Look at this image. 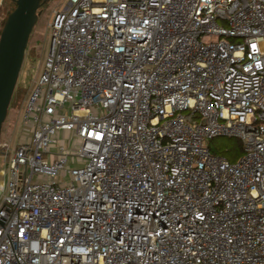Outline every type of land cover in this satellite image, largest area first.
<instances>
[{
    "label": "built area",
    "instance_id": "obj_1",
    "mask_svg": "<svg viewBox=\"0 0 264 264\" xmlns=\"http://www.w3.org/2000/svg\"><path fill=\"white\" fill-rule=\"evenodd\" d=\"M48 27L0 264H264V0H68Z\"/></svg>",
    "mask_w": 264,
    "mask_h": 264
},
{
    "label": "rangeland",
    "instance_id": "obj_2",
    "mask_svg": "<svg viewBox=\"0 0 264 264\" xmlns=\"http://www.w3.org/2000/svg\"><path fill=\"white\" fill-rule=\"evenodd\" d=\"M0 1V22L4 17L6 6ZM68 0H48L41 8L37 22L32 30L29 38L28 46L26 49L25 58L22 64V68L17 80L14 94V101L9 107L6 119L2 125L0 135V146L9 145L12 150L17 146V141L20 138V132L22 130L21 115L23 112L24 102L26 100L28 91L34 80L38 78L42 71L43 59L46 56L49 45V23L52 19V13L54 10H59L67 4ZM64 138L68 139L69 149H75L76 142L75 138L71 137L70 134H64ZM62 138V133L60 134ZM234 141L228 138H217L207 142V146L212 151H219L225 149H231ZM4 161L0 156V171L4 169ZM4 178L0 175V182Z\"/></svg>",
    "mask_w": 264,
    "mask_h": 264
},
{
    "label": "water",
    "instance_id": "obj_3",
    "mask_svg": "<svg viewBox=\"0 0 264 264\" xmlns=\"http://www.w3.org/2000/svg\"><path fill=\"white\" fill-rule=\"evenodd\" d=\"M0 32V134L19 78L40 0H14Z\"/></svg>",
    "mask_w": 264,
    "mask_h": 264
},
{
    "label": "trees",
    "instance_id": "obj_4",
    "mask_svg": "<svg viewBox=\"0 0 264 264\" xmlns=\"http://www.w3.org/2000/svg\"><path fill=\"white\" fill-rule=\"evenodd\" d=\"M48 0H40V4H41V7L38 11V13L40 12L41 8L43 7V5L47 2ZM3 4H5L6 6V11H5V14H4V17L3 19L1 20L0 22V32H1V29L4 25V22L6 20V17L13 11V9L15 8V3H14V0H3L2 2ZM28 51V49H27ZM14 98H15V95L12 96V99H11V102H10V106L12 105L13 101H14ZM1 135V134H0ZM214 139H217V138H214ZM214 139H211V140H214ZM229 140H233L234 143L233 144V147L231 149H225V150H219L218 152L217 151H212L209 147L208 149L211 151V153L213 154H217V155H220L222 157H225L229 162L233 163L235 162L241 155L242 153V149H241V144L238 140L236 139H232V138H228ZM209 140V141H211Z\"/></svg>",
    "mask_w": 264,
    "mask_h": 264
}]
</instances>
